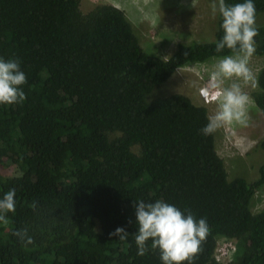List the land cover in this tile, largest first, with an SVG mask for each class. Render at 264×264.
Returning <instances> with one entry per match:
<instances>
[{
  "label": "trees",
  "instance_id": "16d2710c",
  "mask_svg": "<svg viewBox=\"0 0 264 264\" xmlns=\"http://www.w3.org/2000/svg\"><path fill=\"white\" fill-rule=\"evenodd\" d=\"M79 2L0 0V58L19 60L26 75V99L0 104V161L19 170L0 175V198L16 192V210L0 224V264H163L151 240L137 255L139 200L206 218L192 264H219L218 236L237 242L227 264H264V208L250 209L264 187V135L245 153L255 154L251 176L229 179L215 133L201 131L206 106L182 93L147 99L176 68L230 54L215 51L222 18L213 40L179 43L163 58L143 49L120 8L83 14ZM253 2L257 16L264 0ZM256 26L254 55L264 56V23ZM257 80L264 122V66ZM117 228L126 240L109 235ZM23 229L33 244L14 235Z\"/></svg>",
  "mask_w": 264,
  "mask_h": 264
},
{
  "label": "clouds",
  "instance_id": "9594fccd",
  "mask_svg": "<svg viewBox=\"0 0 264 264\" xmlns=\"http://www.w3.org/2000/svg\"><path fill=\"white\" fill-rule=\"evenodd\" d=\"M192 7L195 0H192ZM211 14L222 18L220 27L222 38L216 43L217 53L228 49L230 54L216 59L210 71L208 89L202 90L207 99L212 93L215 111L207 117L208 123L201 129L204 135H212L219 129L238 125L247 127L249 124L248 106L252 102L245 87H258V80L249 67L250 60L256 52L255 37L259 35L256 26V7L253 0L242 3L227 4L226 0H212ZM230 82V83H229ZM26 83V75L20 68L17 59L0 58V104L12 105L22 103L26 99L21 86ZM16 192L11 189L0 198V224L7 226V214L16 210ZM36 208V202L31 205ZM187 214L176 206L163 200L145 202L139 200L136 207L138 231L135 243L137 255L144 256L149 248L159 249L163 264H192L201 251V243L209 234L206 218H197L188 210ZM14 235L24 244L34 243L27 229L17 230ZM110 236H118L124 241L128 233L124 228H117Z\"/></svg>",
  "mask_w": 264,
  "mask_h": 264
},
{
  "label": "rangeland",
  "instance_id": "374dc122",
  "mask_svg": "<svg viewBox=\"0 0 264 264\" xmlns=\"http://www.w3.org/2000/svg\"><path fill=\"white\" fill-rule=\"evenodd\" d=\"M212 0H80L79 7L83 14L88 13L97 4H110L120 8L131 22L143 49L153 55L167 58L179 43L192 41H211L214 39L216 19L211 14ZM264 23V11L256 16V24ZM211 57L204 62H189L178 67L162 83L155 86L147 99L182 93L198 105L206 106L208 114L215 111L216 104L212 93L206 99L202 90L208 89L210 71L216 59ZM264 66V56L254 55L249 67L257 78L258 71ZM230 83V82H229ZM258 87H245L252 102L248 106L249 124L247 127L238 125L227 126L215 132L217 153L223 159L229 179L235 177L249 178L251 169L246 159V151L264 135V122L253 100V93ZM137 151V147H133ZM19 170L14 164L0 161V175H18ZM264 208V187L251 198L250 209L253 213ZM237 249L233 238L218 236L215 246V260L219 264L230 262Z\"/></svg>",
  "mask_w": 264,
  "mask_h": 264
}]
</instances>
